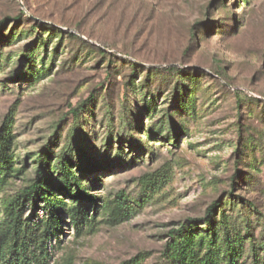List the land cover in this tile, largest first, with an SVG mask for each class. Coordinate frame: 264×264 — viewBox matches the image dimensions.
Listing matches in <instances>:
<instances>
[{"label":"rangeland","instance_id":"374dc122","mask_svg":"<svg viewBox=\"0 0 264 264\" xmlns=\"http://www.w3.org/2000/svg\"><path fill=\"white\" fill-rule=\"evenodd\" d=\"M4 19L5 250L15 208L41 255L48 198L45 264H264V0H0Z\"/></svg>","mask_w":264,"mask_h":264},{"label":"trees","instance_id":"16d2710c","mask_svg":"<svg viewBox=\"0 0 264 264\" xmlns=\"http://www.w3.org/2000/svg\"><path fill=\"white\" fill-rule=\"evenodd\" d=\"M6 19L0 21V29L4 26ZM159 70V68L157 69ZM170 73H175L180 70L176 66H172L171 68L167 69ZM42 178V173H38V179L28 188V195L32 193L31 200H35L39 195L40 190V182ZM94 197V196H92ZM47 206L45 209L49 211V217L45 221V230L41 236V243H43L41 249V255L34 254L33 257L28 254L27 248L33 245L36 240L32 238V235L29 234L28 224L23 223L19 219V214L17 209L13 208L10 214V228H12V244L9 247V250H5L2 246V242L0 240V264H45L46 256H47V248L44 245L46 238L49 236V232L52 228H61L62 217L61 214L63 209L60 208V202H53L47 198L46 200ZM65 204V202H63ZM220 205L219 201H215L211 208L210 213L215 211V209ZM69 217L73 221L74 225L78 228H82V224L88 219L87 210L82 207V205L76 206L72 208L68 212ZM3 235V234H1ZM177 238L174 237V242L171 244L169 248V253L176 257L177 255L188 256V247H190V242H192L193 238H190L186 244H183V236H180V243H177ZM38 243V242H37ZM234 262V260H232Z\"/></svg>","mask_w":264,"mask_h":264}]
</instances>
